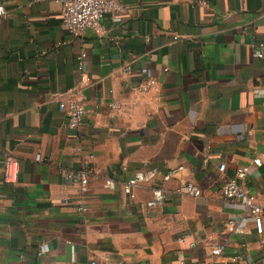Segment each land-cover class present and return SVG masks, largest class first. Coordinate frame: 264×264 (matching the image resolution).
Instances as JSON below:
<instances>
[{
  "label": "crops",
  "instance_id": "crops-1",
  "mask_svg": "<svg viewBox=\"0 0 264 264\" xmlns=\"http://www.w3.org/2000/svg\"><path fill=\"white\" fill-rule=\"evenodd\" d=\"M204 1L123 0L127 10L106 14L104 32L80 37L64 25L59 1L0 0V264L21 256L28 264H264L253 217L222 194L248 165L238 180L264 202V57L254 54L264 0ZM126 62L132 73L121 69ZM149 77L155 87H145ZM55 92L84 102L80 128L68 126ZM105 94L121 107L102 103ZM5 152L20 160L16 183L3 180ZM92 154L81 195L64 169ZM144 163L158 174L131 198L122 183ZM180 164L184 171L163 179ZM183 180L202 194L176 193ZM154 187L167 197L148 206ZM231 217L243 234L225 228Z\"/></svg>",
  "mask_w": 264,
  "mask_h": 264
},
{
  "label": "built area",
  "instance_id": "built-area-1",
  "mask_svg": "<svg viewBox=\"0 0 264 264\" xmlns=\"http://www.w3.org/2000/svg\"><path fill=\"white\" fill-rule=\"evenodd\" d=\"M62 4V20L67 29L80 37H84L88 31L95 30L96 32H104L105 27L103 25V18L108 13L120 12L127 10L126 3L123 0H56ZM205 2L204 0H198ZM7 10L3 5H0V17L5 16ZM175 39L178 36L174 37ZM150 40V37H146ZM254 54L257 57H264V42H259L255 48ZM87 56L86 51H82L78 57V68L83 71L84 60ZM121 69L126 73L133 72L132 62H126L121 66ZM86 75L82 73L81 80H84ZM157 80L155 77H149L146 88L155 87ZM78 90L76 89V92ZM68 92H55L54 97L59 98V105L68 118V126L73 129L80 128L86 118V106L84 102L76 95H67ZM102 103L109 104L113 109H119L121 104L118 100L109 98L107 94L100 96ZM79 151L82 150V146L79 144L76 146ZM94 154L83 160V166L79 169L66 168L64 169L66 179L70 184H76L79 188L80 194L84 195L88 191L89 178L93 171L92 158ZM41 159L40 155L36 157ZM255 165L262 164V157H255L253 159ZM186 169V165L180 164L178 166L169 168L163 179L168 181L178 176L182 171ZM220 169L224 171L226 164H220ZM249 171L248 165H241L236 169V176L231 177L225 181L222 187V194L225 198L239 202L244 206L247 213L253 217L254 228L258 234V237L264 243V202L258 200L257 195L239 182V178H243ZM20 173V160L19 158L10 153H4V182L16 183L19 179ZM158 171L154 168H150L147 163H144L143 167L137 170L132 176L123 181L122 187L125 193L131 198H136V187L141 182L152 181L156 178ZM117 180L110 176L106 178L105 185L108 188H114ZM175 192L183 195L200 196L202 194L201 187L190 180H183L179 182L175 188ZM167 197V190L164 187L152 188V197L147 200L148 206H156L161 204ZM69 198L65 197L64 202L69 203ZM225 228L233 233L243 234L245 228L240 219L228 218L224 222ZM180 240H184L183 237ZM49 248L47 244H44L42 251L45 252ZM224 249L222 243L216 244L211 248V254L215 257L221 256ZM235 258H239L236 256ZM234 258V259H235ZM97 259H92L91 263L96 264ZM18 264H28L25 257L21 256Z\"/></svg>",
  "mask_w": 264,
  "mask_h": 264
}]
</instances>
